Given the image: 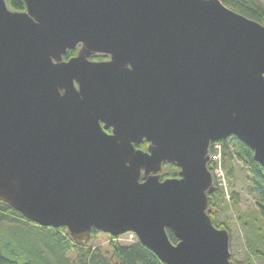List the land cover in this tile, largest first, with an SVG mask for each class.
<instances>
[{"label": "water", "instance_id": "water-1", "mask_svg": "<svg viewBox=\"0 0 264 264\" xmlns=\"http://www.w3.org/2000/svg\"><path fill=\"white\" fill-rule=\"evenodd\" d=\"M24 2L0 0V200L77 243L133 232L165 264H232L210 145L264 167V24L222 0Z\"/></svg>", "mask_w": 264, "mask_h": 264}, {"label": "trees", "instance_id": "trees-1", "mask_svg": "<svg viewBox=\"0 0 264 264\" xmlns=\"http://www.w3.org/2000/svg\"><path fill=\"white\" fill-rule=\"evenodd\" d=\"M9 7L17 10H26V4L24 0H6ZM228 7L235 11L244 14L245 16L252 18L262 24H264V0H222ZM78 46L75 49L68 50L64 55L65 60L76 56L79 50ZM107 56L97 55L93 57L94 60H104ZM111 132V130H108ZM149 143L143 141L138 144L137 147L143 150L148 149ZM221 148L219 150L221 154V166L223 163L224 169L227 175L230 177L234 171L232 158H238L245 162L248 169L251 171L252 190L258 197L260 212L264 217V167L254 158V150L247 144L240 141L236 136H230L229 138L211 143L210 152L215 153V146ZM231 145L234 147L231 149ZM213 169L216 164L212 162ZM210 168V166H208ZM180 168L176 164L163 165L161 171L162 179L179 177ZM215 182V178H214ZM224 197L223 187L220 186L217 181L214 183V188L209 194V215L212 223L220 229H227L230 234V230L226 226V223L219 221L213 212L214 207ZM231 202H237V198L234 192L231 193ZM230 201V200H229ZM228 203V202H227ZM22 228L28 229V234L20 240L3 239L8 242L4 247L10 246L11 251L18 253L16 256L23 260L22 264H165L163 263L148 247L142 244L138 239L131 244L122 245L111 242V254H106L100 247H94L87 242L77 243L72 237L66 227H43L30 221L27 217L20 212L12 208L7 203L0 200V229L5 228ZM98 230L92 229V237L97 234ZM170 240L176 244L178 238L172 230H167ZM110 235V234H108ZM111 236L112 241L117 236ZM37 238V239H36ZM247 246L252 256L257 257L262 254L258 244L253 238L248 237ZM19 239V238H18ZM231 239V234H230ZM15 244H18L23 251ZM26 251V252H24ZM51 256L54 257L55 263ZM232 264H251V258L246 261L234 262L230 258ZM0 264H20L19 260L14 258H8L3 255L0 246Z\"/></svg>", "mask_w": 264, "mask_h": 264}, {"label": "rangeland", "instance_id": "rangeland-1", "mask_svg": "<svg viewBox=\"0 0 264 264\" xmlns=\"http://www.w3.org/2000/svg\"><path fill=\"white\" fill-rule=\"evenodd\" d=\"M233 148L234 147L231 145V149ZM220 149L221 148L218 146H215V153L211 154L210 152V154L215 156ZM235 157L236 156L232 158L234 171L230 177L227 175L222 163V171L225 181L223 185L219 184L217 181L218 175L214 172V174H216L215 182L217 181V183L223 187L226 201L221 199L214 207L213 212L215 213L217 219L225 222L226 226L230 230L231 259L234 262H241L251 258V264H264V217L260 212L258 197L252 190L251 171L248 169L244 161ZM215 164H217V161H215ZM232 192L235 193L237 202H231L230 198ZM28 233V229L25 227H11L5 228L4 230L0 229V246L3 255L11 259H17L19 260V263L22 264V257L18 258V253L10 250L12 247H4L3 242H5V244H8V242L3 241V239H10L12 241L16 239L20 240V238H23ZM247 236L253 238L256 244H258L260 250L262 251L261 255L257 257L252 256L247 246ZM136 239L138 238L135 236L131 237L130 234H126L123 236H117L114 241H112L111 236L107 233L98 232L94 237L91 235L87 241H89V243L91 242L90 244L94 247H100L104 253L109 255L111 254V242L127 245L133 243ZM15 245L18 246V244ZM18 248H20V246H18ZM20 250L23 251L24 249L20 248ZM51 258L55 263L54 257L51 256Z\"/></svg>", "mask_w": 264, "mask_h": 264}, {"label": "built area", "instance_id": "built-area-1", "mask_svg": "<svg viewBox=\"0 0 264 264\" xmlns=\"http://www.w3.org/2000/svg\"><path fill=\"white\" fill-rule=\"evenodd\" d=\"M212 160L214 161H218V167L217 169H215V173L218 175V182L220 185H223L225 183L224 181V175H223V171H222V167H221V154L220 152L217 153V155L212 156ZM131 237H134L133 234H130Z\"/></svg>", "mask_w": 264, "mask_h": 264}]
</instances>
